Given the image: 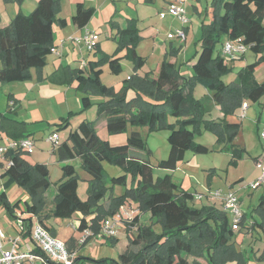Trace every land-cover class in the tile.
I'll list each match as a JSON object with an SVG mask.
<instances>
[{"label": "trees", "instance_id": "trees-1", "mask_svg": "<svg viewBox=\"0 0 264 264\" xmlns=\"http://www.w3.org/2000/svg\"><path fill=\"white\" fill-rule=\"evenodd\" d=\"M59 5L60 0H39L30 13L19 12L8 26L0 25L1 84L27 80L31 77V68H42L46 64L56 39L54 24L56 21L66 24L65 19L57 17ZM206 11L210 19L202 23L199 37L201 48L191 76H184L177 71L175 62L166 60L157 74L151 71L145 78L126 79L119 90L104 84L101 80L103 64L108 63L110 71L119 74L123 69L124 57L132 60L137 68L145 62V58L136 52L141 36L134 27L122 31L121 39H128L123 42L129 45L127 55L104 53L99 59L89 62L86 72L75 69L68 73L66 82L76 81V88L84 94L82 110L93 105L90 94L107 96L105 101L98 104V112L107 117V130L110 133L125 131L129 124L147 125L150 130L169 128L170 153L168 158L160 161V166L166 169H176L190 148L197 152L209 150L207 145L195 142L194 134L200 123L205 129L220 132L221 136L226 130L228 136L224 134L223 139L230 141L226 149L232 151L231 162L236 156L242 157L246 152L245 147L238 148L233 142L240 123L230 122L226 116L233 114L245 98L256 102L264 95V80L258 82L254 77L256 67L264 62V0H212ZM93 13L94 8L78 2L72 20L79 26H85ZM224 37L241 39L258 56L256 61L239 71L233 82L223 79L232 68L228 62L230 57L223 56L221 51L214 56L216 43ZM197 83L213 90L214 93L206 99L221 106L224 117L220 120L209 118L211 109L208 104L203 99L195 98L193 87ZM130 90L135 92L132 98L128 95ZM169 112L177 117L175 124L169 122ZM73 115L75 113L62 117L56 123L57 129H67ZM0 118L4 121L0 126L15 139L29 137L25 121L9 119L3 113H0ZM146 148V141L137 130L131 132L126 143L112 145L100 138L95 123L90 120L81 121L57 146L55 153L62 163L63 180L57 185L51 208L53 215L64 218L80 212L83 217L79 220L78 230L89 227L95 236L99 234L102 222L117 214L123 203L120 197L113 198L107 205L99 203L104 197L105 183H126L124 175L109 176L105 173L103 160L108 158L132 171L137 179L135 198L154 218L159 217L163 225V231L159 233L152 225L140 224V214L137 213L128 220L130 243L127 251L120 255V260L107 257L95 260L79 252L76 264H191L186 258L188 255L203 257L207 264H226L234 260L237 264H249V258L237 249L233 241L235 232L227 213L213 205H190L189 200L194 195L179 188V183L170 173L156 180L153 165L136 152ZM8 157L13 162L1 176L7 177L8 182L15 181L26 186L32 196V203L21 199L15 201L11 205V212L22 219L31 220L46 205L45 194L53 184L49 166L44 162H31L22 151L11 152ZM75 158H80L84 168L92 175L93 186L95 182H100L94 186L88 199L78 194L77 169L71 162ZM0 197L6 198L5 190ZM258 207L264 211V194ZM92 214L95 216L88 219ZM41 216L39 221L47 226ZM255 222L264 231V220ZM83 246L69 248L80 250ZM137 246H140L138 250ZM258 259L264 260V250ZM193 264L200 263L195 261Z\"/></svg>", "mask_w": 264, "mask_h": 264}, {"label": "rangeland", "instance_id": "rangeland-1", "mask_svg": "<svg viewBox=\"0 0 264 264\" xmlns=\"http://www.w3.org/2000/svg\"><path fill=\"white\" fill-rule=\"evenodd\" d=\"M200 34L201 30L198 36H200ZM66 39L70 38L68 37ZM225 39L227 38L224 37L222 40L216 43L214 56H217V54L220 53ZM73 42H75L77 45L83 46L85 51H89L86 48L85 43H78L76 40ZM246 53V57H243L242 59H239V57L244 56V54L238 58L228 59V62L232 68L223 77L226 82L232 80L233 77L234 79L238 77L241 64L252 63L258 59L257 54L251 49H249ZM262 54L264 55V51ZM82 61H84V59ZM255 71V74L257 73V79L264 80V62L256 67ZM61 74L62 72L58 73V75ZM118 77V74L110 72L108 66L105 65L104 74L101 78H103L102 80L106 84L118 80ZM46 85L49 86L47 89H45V86L40 87L41 90L40 88L36 89L35 93L37 95H35L34 99L30 102L29 99H31V97L28 98L27 95L22 92V95H20L21 97L18 101L20 103L23 100V104L21 106V110H19L20 113L18 114V118L20 121L24 120L30 127L32 130L30 136L36 142L35 148L31 152H24V154H28L30 156H37V154H40L38 158L47 157L46 160H48L52 155L51 150H53L55 146L48 137L54 131L58 132L61 137L64 136L63 132H65V129H57L56 123L61 120V115L67 114L68 111H64L65 107L66 110L69 108L72 109V105L74 109L81 107L79 105L81 104L82 93L78 89L72 88L71 92L67 95L68 98L66 99L64 89L58 87L56 83L51 81L47 82ZM196 85H199L202 90H200V88L199 90L196 89ZM196 85L193 87V94L195 98L203 99L211 109V113H209L210 115L208 114L210 116L209 118L218 120L217 104H213L209 99H206L209 97L208 95L214 93L213 90L208 89L201 83H197ZM9 86L10 84L8 83L4 85L2 84L0 86V112H7L6 105L8 100L11 106L14 105V102L15 104L18 103V101L9 98V92L11 91ZM19 90L24 91L22 87H20ZM206 91L207 93L204 94ZM74 93L78 95H75ZM130 98H132V95H130ZM244 101H247V103L250 105L251 111L248 112V115H243L242 104ZM243 102L241 105L236 107V110L233 114L229 115H232L231 117H233V120H235V118L240 120L242 119L243 123L241 122L240 127L234 136L235 140L233 142L235 143L234 146L238 148L246 147L247 151L244 152L242 157L236 156L233 162H231L232 151H228L226 149L230 141H228V139H223L224 134L228 136L227 131L224 130L222 132L223 136H221L220 132L217 133V131L213 129L203 128L202 123L199 124V128H197L195 131V142L207 145L209 150L206 152H197L194 150V148L188 149L185 154L184 162L173 170L160 166V161L168 158L170 153V144L168 141V135L170 133L169 128L150 130L149 126L147 125L132 126L129 124L125 131L110 133L108 130H106V133L99 134V136L103 140H108L112 145H120L127 142V138L133 130L141 132L146 141L147 148L145 150L136 149V152H139V156L142 159H147L153 165L154 177L156 180L160 179L166 174V172H168L172 174L173 179L179 183V188L185 191L190 190V192H192L194 195L193 199L189 200L190 205L195 207L208 205V197H210L213 199V203L219 204L217 207L218 209L220 208L227 213L230 222L232 223V213L230 210L225 208L223 196H225V194L229 191H233L241 199L243 209H245L244 211L249 215L248 218H252L253 216L258 218V215L254 212V210H256L255 207L260 202V197L264 194V182L256 189H251V186L249 185L253 181H256L262 173V169L260 171L259 166L255 162V156L263 151L264 148V137L261 136L264 130V95L258 102H255L249 98H245ZM77 103L78 107H75V104ZM218 106L221 108L220 105ZM8 112L11 114L14 113L10 110ZM229 115L226 116L227 120H231V117H228ZM260 116L261 119L260 122H258L260 123V129L258 131L257 121ZM74 117H77V114L72 116V123L74 122ZM168 120L170 123L175 124L177 117L170 114L169 112ZM75 126L73 129L76 128ZM218 137H221L220 141L218 140ZM261 155H263V153ZM49 163L50 162L48 161V164ZM51 163H53V161ZM55 165L58 166L57 163H55ZM74 165L77 169L76 174L78 178V194L83 199H88L91 195V192L94 190V186L98 185L100 182H95V185L93 186L94 182L92 181V175L84 168L81 159L79 161L76 160ZM59 167L61 168L60 176L56 174L57 172L54 169L52 174H50L53 184L46 191V205L41 209L39 214L32 219L33 225H36V223L39 222V216L43 215L41 217L44 218V222L49 224L53 231L52 233L55 236H58V238H60L59 236L64 237L65 234H68V232L71 231V228L74 227V224L78 223L82 217L80 212L74 213L71 217L64 218L57 217L51 213V208L57 193V185L60 180H63V170L61 166ZM103 167L105 173L109 176L124 175L126 183L115 185L110 183L108 184V182L105 183L106 188H103L104 197L99 203L107 205L108 202H111L113 198L120 197L123 199V203L121 205L122 209L120 208L121 211L126 209L133 211V209H136L140 214V224L152 225L157 232L162 233L163 225L159 220V217L154 218L147 209H143L141 207L140 200H137L134 196V193L138 192V189L136 188L137 179L133 175L132 171L126 166L119 165L108 158L103 160ZM241 174L244 176V182L241 185H238V192L240 195L236 190L230 188L224 189V187L220 188L217 186H211L213 177L217 179L215 181L216 184L221 185L222 183L225 184L226 180L230 182L236 180ZM7 180V177H2L0 174V194L4 190L6 192V198L0 197V225L7 234V240L3 241L5 247H8L9 237L17 236L18 230L22 224H25L27 229H29L31 225L29 220H23L22 222L20 220L22 218L18 217L17 213H14L15 215L12 214L11 205L19 199H21L23 202L27 201L28 203H32V196L30 195L26 186H22L15 181L8 182ZM183 180L184 183L182 184ZM218 190L222 191L221 196H216V192ZM91 198L94 197L91 196ZM91 201H93V203L95 202L93 199H91ZM94 216V214L90 215L89 219L93 218ZM243 221L245 222V219H243ZM242 226L243 224H241V227ZM59 228L62 231L61 235L57 233ZM116 228L117 235L115 238H110L99 232L98 235L91 237L89 241L80 248V253H83L95 260L102 257L120 260V255L127 251L128 244L130 243V236L128 233L129 223L127 217H124V219L118 223ZM134 230L136 229L134 228ZM241 231L243 235L242 239L237 240L235 236L233 238L234 243L238 245L237 249L243 251L246 257L249 256L250 264H261L259 260L255 259L254 255L252 257L251 253H259L260 248H258L256 251L255 249L257 246L263 245L264 239L260 237L259 243H257V233L252 235L250 232H245V234H243L244 231ZM260 231L264 234L262 230ZM235 234H237V232H235ZM139 248L140 246L136 247L137 250ZM85 264L90 263L87 262Z\"/></svg>", "mask_w": 264, "mask_h": 264}, {"label": "crops", "instance_id": "crops-1", "mask_svg": "<svg viewBox=\"0 0 264 264\" xmlns=\"http://www.w3.org/2000/svg\"><path fill=\"white\" fill-rule=\"evenodd\" d=\"M172 1L173 0H60L57 17L61 19L62 18L65 19L66 24L62 25L59 21L55 22L54 30H55L56 39L54 44H58V42L61 39L68 38L73 35H81L85 32L86 29L89 28L98 34V43H97L98 47L96 46V48L92 51H85L83 49V46L77 45L75 42L71 41L70 39H67L64 42V45L61 47L60 54L51 51V53L47 56L46 64L42 68H36V67L31 68V77L29 79L25 81L23 80V81H16L14 83H8L10 84L9 87L11 88L10 89L11 91L9 92V96L15 101H18L21 97L20 95H22L23 92L27 95L28 98L31 97V99H29L30 102L31 100L34 99V96L37 95L35 93L36 89L42 86H45L46 87L45 89H47L49 86L46 85V83L52 81L56 83L58 87L64 89L65 97L67 99L68 98L67 95L71 92L72 88L77 89L76 81L73 82L69 81V83L66 82L69 79L68 73L75 69H83L86 72L87 69H89V65H90L89 62L99 59V57L104 53L109 55H117V56L127 55L129 45H126L123 42L127 41L128 39L122 38L123 39L122 40L121 35L123 30L128 28L132 29L133 27L134 29L135 28L138 29L139 31L138 34L141 36V39L136 46V52L138 55L145 58V62L140 67L137 68L132 60H130L127 57H124L122 59L123 69L118 74L119 79L115 80L114 81L115 83L112 81L106 84L102 80L103 78H101L104 84L108 86H113L116 90H119L122 88L123 82L126 79H130L132 77L145 78L151 71H153L154 74H157L160 70L161 64L166 60L175 62L177 71H179L184 76L188 77L193 75L194 74L193 66L197 61L198 58L197 53L201 48L199 44L200 36L198 35L201 30L203 21L210 19V16L207 14L206 9L212 0H189V3L186 6L189 21L185 24H183L179 19L173 17L168 12L167 10L168 5ZM38 2L39 0H0V25L3 27L8 26L11 23L12 19L19 12H23L25 14L30 13L36 7ZM78 2H82L85 5V7L94 8V13L91 19L89 20V22L85 26H79L76 23H74L72 20V17L76 12ZM162 12H165V16H161ZM181 27H184L186 30V39L181 40L179 38H171L169 36V34L172 31H174L176 28H181ZM227 40L228 39H225V42ZM245 54L244 56L240 55L241 57L238 56L239 59L246 57ZM83 59L84 61H86L85 66L82 65ZM105 65H107L109 69L108 63L103 64L102 66L103 71L101 77L104 74ZM246 65L247 63L241 64L240 70ZM59 72H62V74L58 75ZM255 72L256 71H254L255 80H257L258 82L263 81L257 79V73L255 74ZM234 80L235 79L233 77L232 80H229L228 82H233ZM1 85L2 84L0 83V86ZM20 87H22L24 91L19 90ZM199 88L200 86L196 85V89L199 90ZM200 90H202V88H200ZM206 93L207 91L204 94ZM74 94L78 95L76 93ZM83 95L84 94L82 93V96ZM128 95L129 97L130 95L134 96L135 92L130 90ZM90 98L93 105L87 108L86 110H82L83 108L82 100H81V104L79 105L81 107H78V103L75 104V107L76 106L78 107L76 109L73 108V105H72V109L67 108L68 110H66L65 107L64 111H68L67 114L75 113L77 114V117H74L73 123L71 118L70 126L67 129H65V132H63L64 136L62 137L60 136L61 142L66 140L69 132L73 130L74 126L76 125L75 127H77L79 123L83 120L93 121L95 123V127L97 129L98 134L106 133L107 117L105 115H99L98 104L105 101L107 99V96L92 93L90 94ZM13 104L14 105L11 106L8 100L6 105L7 112H0V113L5 114L9 119L20 121L18 118L19 117L18 114L20 113L19 110H21L22 108L21 106L23 104V100L20 103L18 101L16 105L15 103ZM217 108H218L217 109L218 120H220V118H222L224 114L218 105ZM9 110L14 113L13 114L9 113L8 112ZM250 111H251L250 105L248 104L246 115H248V112ZM66 115H61V117H65ZM209 115L208 117H210ZM231 116L232 115H229L228 117ZM232 118L233 117H231V120L229 121L239 122L240 124L241 122L243 123L242 119L240 120L235 118V120H233ZM260 119L261 116L257 121L258 131L260 129V123H258L260 122ZM2 121H3L2 118H0V124L2 123ZM27 130L28 133L31 135L32 130L30 129L29 126H27ZM0 131L3 135V142H6L7 140L14 138L13 135L9 133L8 130L2 128L1 126H0ZM30 135L29 137H31ZM261 136L264 137L262 134ZM56 148L57 146H54V149L51 150L52 155L51 157H49L48 160H46L47 157L38 158L40 154H37V156L34 155L30 156L28 154L27 155L24 154V152L26 151H22V152L25 155V157L29 159L31 162H44L48 164L49 161L50 163L48 164V166L50 167L49 168L50 174H52L54 169L57 172L56 174L60 176L61 168L59 166L62 167V163L58 161V156L55 153ZM262 153L264 155V148L263 151H261L258 155L255 156V162L259 166L260 171H261V167L259 165V162L264 158L263 155H261ZM76 160L79 161L80 158H75L71 162L74 164ZM52 161L53 163H51ZM7 162L8 160L6 158H0V174L7 167ZM183 162L184 160L179 163L178 167ZM55 163H57L58 166L55 165ZM167 173L168 172H166V174ZM243 179L244 176L241 174L236 180H233L232 182L226 180L225 184L222 183L221 185L219 184L217 185L215 182L217 179L213 177L211 181V186L212 187L217 186L220 188L224 187V189L230 188L238 192L239 191L238 185H241L244 182ZM183 183L184 180L182 181V184ZM256 188L258 187H251V189H256ZM186 191L190 192V190H186ZM208 200H209L208 205H213L218 207L219 204L213 203L214 201L212 198L208 197ZM255 208L256 210H254V212L258 215V218H256L255 216H253L252 218H248L249 215L248 213L245 212L246 218L243 226L238 230H234V232H237V234H235V238L237 240H240L243 237L241 230L244 231L243 234H245V232L246 233L250 232L252 233V235L254 233H257L258 234L256 240L257 243H259L260 237L264 239V234L260 231V230L263 231L262 227H260L255 222L256 220L259 222L264 220L263 219L264 211L262 208H259L258 205ZM133 210L136 211L135 213L136 215L138 211L136 209ZM81 216L83 217L82 214ZM78 223L74 224V227L71 228V231L69 230L71 233L68 232V234H65L64 237L59 236L60 239L64 240L69 247L74 248L77 245L78 242L77 239L80 235V231L78 230ZM46 225H47L46 227L52 233L53 231L51 230L49 224L47 223ZM61 232L62 231L59 228L57 233L61 235ZM236 247H238V245H236ZM258 248H260L259 253L256 254L255 252L251 253L252 257L254 255L256 260H259L258 257L263 253L264 243L261 246H257L255 251ZM186 258L191 264H193L195 261L199 262L200 264H207L206 259L203 257L188 255V257ZM248 262L250 264V260ZM259 262H261V264H264V260H259ZM226 264H237V262L235 260L227 261Z\"/></svg>", "mask_w": 264, "mask_h": 264}, {"label": "built area", "instance_id": "built-area-1", "mask_svg": "<svg viewBox=\"0 0 264 264\" xmlns=\"http://www.w3.org/2000/svg\"><path fill=\"white\" fill-rule=\"evenodd\" d=\"M188 3L189 0H173L169 3L167 10L173 17L185 24L189 21L186 8ZM161 16H165V12H162ZM169 36L171 38L184 40L186 39V30L184 27L176 28ZM69 38L73 41L76 40L78 43H85L89 51L94 50L98 43V34L89 28L86 29L83 34L73 35ZM66 40L67 39L64 38L61 39L58 44H54L51 51L60 54L61 47ZM249 49L250 45L244 43L241 39H228L223 45L221 54L226 57L235 58L245 54ZM82 63L86 65V61ZM242 107L243 115H245L248 103L246 101L243 102ZM262 135L264 136V130ZM48 138L55 146L61 143L60 135L56 131ZM34 148L35 140L31 137H24L21 139L13 138L3 142V135L0 131V158H6L8 160L7 167L13 162L12 159L8 157V154L15 151L31 152ZM259 165L262 169L261 176L249 185L251 187H258L264 182V158L259 162ZM221 195L222 191L218 190L216 196ZM223 201L225 208L232 213L233 220L231 224L233 229H240L245 216L241 199L235 192L229 191L223 196ZM135 213V210H120V212L102 222L100 232L108 237H115L117 235L116 226L118 223L123 220L124 217H127L128 220L133 219ZM32 219L29 220L31 223L29 229H27L25 224H22L18 230L17 236L8 238V247H5L3 243L4 240H7V234L0 225V264H76V258L80 250L78 248L70 249L64 240L54 236L42 222L39 221L36 225H33ZM20 220L23 222V220L26 219ZM93 236L94 232L89 227L80 231V235L77 239V247L86 244Z\"/></svg>", "mask_w": 264, "mask_h": 264}]
</instances>
